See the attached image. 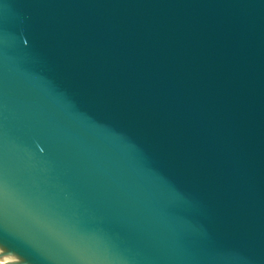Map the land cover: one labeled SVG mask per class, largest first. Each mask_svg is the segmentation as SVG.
Returning a JSON list of instances; mask_svg holds the SVG:
<instances>
[{
	"label": "water",
	"instance_id": "obj_1",
	"mask_svg": "<svg viewBox=\"0 0 264 264\" xmlns=\"http://www.w3.org/2000/svg\"><path fill=\"white\" fill-rule=\"evenodd\" d=\"M0 264H264V0H0Z\"/></svg>",
	"mask_w": 264,
	"mask_h": 264
},
{
	"label": "snow or ice",
	"instance_id": "obj_2",
	"mask_svg": "<svg viewBox=\"0 0 264 264\" xmlns=\"http://www.w3.org/2000/svg\"><path fill=\"white\" fill-rule=\"evenodd\" d=\"M13 195L6 178L0 175V218ZM29 214L47 232L70 264H112L119 259L114 252L116 245L108 238V233L113 231L111 228L89 225L78 216L59 210L33 212L29 209ZM6 236L7 232L0 228V240Z\"/></svg>",
	"mask_w": 264,
	"mask_h": 264
}]
</instances>
